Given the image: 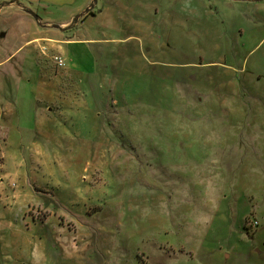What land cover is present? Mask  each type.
<instances>
[{
    "label": "rangeland",
    "instance_id": "1",
    "mask_svg": "<svg viewBox=\"0 0 264 264\" xmlns=\"http://www.w3.org/2000/svg\"><path fill=\"white\" fill-rule=\"evenodd\" d=\"M0 264H264V0H0Z\"/></svg>",
    "mask_w": 264,
    "mask_h": 264
},
{
    "label": "built area",
    "instance_id": "2",
    "mask_svg": "<svg viewBox=\"0 0 264 264\" xmlns=\"http://www.w3.org/2000/svg\"><path fill=\"white\" fill-rule=\"evenodd\" d=\"M53 61H54V64L56 65V67H58V68H63L65 66V61L60 56H54Z\"/></svg>",
    "mask_w": 264,
    "mask_h": 264
},
{
    "label": "crops",
    "instance_id": "3",
    "mask_svg": "<svg viewBox=\"0 0 264 264\" xmlns=\"http://www.w3.org/2000/svg\"><path fill=\"white\" fill-rule=\"evenodd\" d=\"M88 11H89V10H88ZM88 11H87V13H88ZM88 14L91 15V16H94V15H95V14L92 13V12H91V13L89 12ZM54 56H60V55H58V54L52 55V56H51V60H52V61H53V57H54ZM60 57H61V56H60ZM53 64H54V61H53ZM54 65H55V64H54ZM55 66H56V65H55ZM57 68H58V67H57ZM63 68H64V67H63ZM58 69H62V68H58Z\"/></svg>",
    "mask_w": 264,
    "mask_h": 264
}]
</instances>
